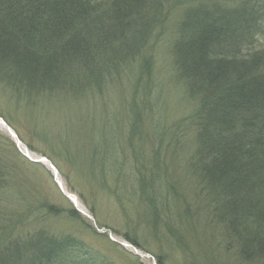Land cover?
<instances>
[{
	"label": "rangeland",
	"instance_id": "obj_1",
	"mask_svg": "<svg viewBox=\"0 0 264 264\" xmlns=\"http://www.w3.org/2000/svg\"><path fill=\"white\" fill-rule=\"evenodd\" d=\"M160 1L141 55L102 83L88 73L79 92L63 77L28 98L0 87V119L32 158L0 126V248L47 236L77 242L98 264H246L195 171L200 101L172 56L187 4ZM253 38L241 51L264 47L261 26Z\"/></svg>",
	"mask_w": 264,
	"mask_h": 264
},
{
	"label": "trees",
	"instance_id": "obj_2",
	"mask_svg": "<svg viewBox=\"0 0 264 264\" xmlns=\"http://www.w3.org/2000/svg\"><path fill=\"white\" fill-rule=\"evenodd\" d=\"M179 1L187 9L172 56L178 77L200 101L195 171L237 236V246L229 244L237 257L264 264V47L241 51L255 44V28L264 29V0ZM160 3L0 0V87L28 98L50 95L63 77L79 92L89 74L102 83L100 76L141 55L139 41L153 37ZM88 253L70 239L30 237L0 248V264H98Z\"/></svg>",
	"mask_w": 264,
	"mask_h": 264
},
{
	"label": "bare ground",
	"instance_id": "obj_3",
	"mask_svg": "<svg viewBox=\"0 0 264 264\" xmlns=\"http://www.w3.org/2000/svg\"><path fill=\"white\" fill-rule=\"evenodd\" d=\"M0 126H2V127L7 131L8 128L6 127V125L3 123V121H2L1 119H0ZM12 135H13V134H12ZM13 138H14V141L17 143V145H18L20 151H21L25 156H27L28 158H31V154L28 153V151H27L24 147H22V146L20 145V143L16 140V138H15L14 136H13ZM31 159H32V158H31ZM41 162H43V163L46 164L45 160H41ZM61 189H62L63 193H64L66 196H68V197L70 198V200L72 201V203L74 204V206H75L76 208H78L80 211H82L81 208H80L79 203L77 202V200H76L73 196L68 195V194L65 192V190L62 188V186H61Z\"/></svg>",
	"mask_w": 264,
	"mask_h": 264
}]
</instances>
